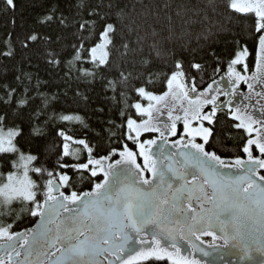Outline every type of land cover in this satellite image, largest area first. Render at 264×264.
I'll return each mask as SVG.
<instances>
[{
    "label": "snow or ice",
    "instance_id": "6c2138e0",
    "mask_svg": "<svg viewBox=\"0 0 264 264\" xmlns=\"http://www.w3.org/2000/svg\"><path fill=\"white\" fill-rule=\"evenodd\" d=\"M0 3L5 14L18 6L17 0ZM209 11L226 15L230 26L251 22L246 36L233 33L230 58H217L212 69L227 70L231 91H222L215 79L198 89L189 73L204 72L205 66L182 59L193 37L199 45L196 28ZM34 24L19 50L0 48L4 60L35 51L51 73L41 80L39 71L21 66L8 80L5 65L0 74V217L6 218L0 219V264H216L208 258L223 259L221 249L248 264H264V120L219 99L236 95L241 82L254 90L256 75L244 74L250 55L264 89V0H44ZM134 49L140 59L124 68ZM165 56L171 67L157 71L156 62ZM98 76L103 90L124 105L119 125L106 122L103 147L68 135L66 122L83 124L84 118L61 110L68 92L91 103L79 89L94 86ZM170 97L179 105L169 107ZM222 110L236 130H246L239 144L246 159L218 154L212 143ZM165 115L161 125L157 118ZM178 122L182 131L169 143V136L178 135ZM145 133L158 134L160 143L142 140ZM52 136L60 143H48ZM37 141L44 142V151ZM70 143L77 145L75 152ZM49 153L56 154L55 163ZM65 157H75V163ZM81 173L87 191L75 190L74 177ZM23 211L37 219L34 228L17 232Z\"/></svg>",
    "mask_w": 264,
    "mask_h": 264
},
{
    "label": "trees",
    "instance_id": "16d2710c",
    "mask_svg": "<svg viewBox=\"0 0 264 264\" xmlns=\"http://www.w3.org/2000/svg\"><path fill=\"white\" fill-rule=\"evenodd\" d=\"M195 2V0H194ZM218 3L222 4L223 0H218ZM17 9L15 13L5 14L2 8V3H0V48L5 52L11 49H20V39L23 35L28 32L32 27L35 26L34 21L36 17L43 13L44 11V0H17ZM14 18L15 25L10 23V20ZM236 22L234 21V24ZM244 27L230 26L226 19V15H217L211 11L208 12L207 19L203 21L201 25L196 28V33L201 34V40L199 45L196 43L195 38H192V44L190 48L184 52L182 59L185 61L186 65L189 62L200 63L205 66L204 72L199 74L195 72L189 73V75L196 76L197 87H206L208 83H211L212 79L225 74L227 70L223 73H213L212 69L216 67V59L219 58L222 61H227L232 53L234 45L232 43L234 36L233 33L238 34L237 38L247 35V25L251 22H243ZM224 29H230L225 31ZM41 31H51V29H41ZM9 34H12L9 36ZM203 36H207L208 39H203ZM244 42V41H241ZM147 43H151L148 39ZM35 49H42L44 45L37 44L34 46ZM249 51L251 52L252 43L248 42ZM147 51V49H145ZM211 52H215L216 56L211 55ZM31 56L32 59L29 62L27 57ZM140 59V53L138 50L134 49L129 52L128 57L125 58L124 68L128 67L127 61H138ZM249 64V69L253 70L255 65V59L253 56L247 58ZM120 63V60H117ZM157 71L166 72L172 65V59L170 56H165L164 58L158 60ZM7 65V76L8 80H12L14 74L17 73V69L22 66L25 72L35 73L39 71L41 80H48L51 73L45 72L44 64L41 59L36 58L35 51L25 52L23 56H17L16 59L4 60L0 57V74L4 73V66ZM84 67H90L89 65H84ZM113 69H109V72ZM107 75V73H104ZM111 78V77H109ZM47 91V89H46ZM56 91V89H52ZM81 92H85L91 97V103L84 104L77 100L72 99V93L68 92V100L64 101L61 105V110L63 114L69 115H80L84 118V123L81 124L79 121L73 120L72 122H66V132L68 135L74 136L76 139L87 138L93 144H100L102 147L106 146L108 143V130L110 124L107 121H115L117 125L121 123L117 119L118 109L124 105L118 103L119 97L112 98V93L103 90V85L100 77L96 79L94 86L85 89L81 87L79 89ZM104 109V113L100 114L94 109ZM79 110V111H77ZM223 110L219 113V123L214 128L215 140L212 142L218 154L226 155L231 157L241 153L239 144L245 135L244 130H236L234 128V121L229 115H225ZM85 125L87 127H85ZM55 126V125H53ZM112 132H116V128H111ZM41 145V151H44V142L37 141ZM48 143L59 144L60 141L52 136L49 138ZM115 143V140L113 141ZM77 147V146H76ZM58 151V150H57ZM48 159L53 163L56 161V154L49 153ZM64 159L73 161L72 158L65 157ZM75 183L81 184L82 179L75 177ZM20 216L24 219L21 225L29 223L32 217L28 216L26 211L20 212ZM0 219H6L5 217H0ZM21 225L19 227H21ZM18 228V227H17Z\"/></svg>",
    "mask_w": 264,
    "mask_h": 264
},
{
    "label": "flooded vegetation",
    "instance_id": "af4514ba",
    "mask_svg": "<svg viewBox=\"0 0 264 264\" xmlns=\"http://www.w3.org/2000/svg\"><path fill=\"white\" fill-rule=\"evenodd\" d=\"M223 79H224V81H225V83H226V86L227 87H225V89H227V90H230L232 87H231V83H229L228 82V80H227V82H228V84H227V82H226V76H225V74H223ZM217 82H220V80H221V76H219V77H217L216 79H215ZM243 87H247V85L244 83L243 84ZM198 89H199V87H197ZM245 93H246V91H245ZM239 94L237 97H235V99L234 100H236V99H241V96H244L243 98H242V100L241 101H243V99H245V101H243L244 103H248V102H250V100L252 101L253 99L252 98H250V97H246V95H247V93L246 94ZM223 97V99H221ZM227 96H223V95H221L219 98H220V100H223V101H225V102H227V98H226ZM262 97V96H261ZM250 98V99H249ZM263 98V97H262ZM229 100H231V99H229ZM251 103V102H250ZM253 105H255L254 104V100H253ZM233 109H234V107H232ZM252 109L251 110H253L252 112V114L255 116V119L257 120V121H261V120H264V111H262V113H260L259 112V110H257L256 109V107H254L253 108V106L251 107ZM223 111V110H222ZM220 113V112H219ZM219 113H218V115H219ZM257 127H258V125H256ZM177 127H178V135L176 136V137H173V136H169L168 137V141H169V143L171 142V141H173V140H176V139H178L179 138V134H180V132L182 131V122H178V125H177ZM244 133H245V135H247V133H246V130H244ZM141 139L143 140V139H157V143L159 144L160 143V141H159V138H158V134H147V133H145V134H143V136L141 137ZM124 142H127V141H124ZM197 142H199V141H197ZM70 146V145H69ZM131 146V145H130ZM152 148H153V151H155L156 150V145H153L152 146ZM164 150L165 151H167V145H165V148H164ZM237 155H243V158H247V154H242V153H239V154H237ZM80 159H83L84 158V154L83 153H81L80 154V157H79ZM116 158H119V157H116ZM72 159H73V161H72V163H75V157H72ZM140 159H142V158H140ZM224 171L227 173V174H233L236 170L235 169H224ZM69 175H73V173H69ZM80 175H84V178L82 179L83 180V182L80 184H76V189L75 190H77V191H79V190H84V191H87V190H89V188H90V185H89V183H88V178H87V175H85V174H83V173H81V174H79V175H77V176H75L76 178H80ZM75 177H74V179H75ZM36 219L37 218H32L31 219V221L29 222V223H27V224H25V225H21V227H16L14 230L15 231H17V232H20V231H22L24 228H28V229H32V228H34V226H35V222H36ZM205 239H209V238H205ZM221 252L222 253H224V255H223V259H221L220 258V256L219 255H214V256H212V257H209L208 259H210V260H215L216 261V264H248V261L247 260H241V258H240V255L239 254H233V252H230V251H228L227 249H221Z\"/></svg>",
    "mask_w": 264,
    "mask_h": 264
},
{
    "label": "rangeland",
    "instance_id": "374dc122",
    "mask_svg": "<svg viewBox=\"0 0 264 264\" xmlns=\"http://www.w3.org/2000/svg\"><path fill=\"white\" fill-rule=\"evenodd\" d=\"M248 66H249V64H248ZM244 74L247 77H249V78H251L253 75H256L257 82L253 84V89L254 90H250L248 87H243L244 82H241L239 84V86L236 88V93L237 94L234 95V96H227L228 98L227 97L226 98H227V101L229 99H231L232 107H234V109L232 108L233 111H235L236 108H239L241 110V113L240 114H244L245 112H247V114L249 116H252L255 119V116L252 114L253 113L252 112L253 110H251L252 109L251 107L252 106H253V108L256 107V109L259 110L260 113H262V111H264V96H262L263 97L262 98L261 96H258L257 95V93H260V92L264 91V89L261 88V85L259 83V70L255 68V65H254L253 70H250L249 69ZM225 76H226V82L228 80V82L231 83V87L232 88L230 90L225 89V87H227V86H226V83H225L224 79H221L220 82H218V83H219L220 88H221L222 91H231L233 89L232 77L228 74V72L225 73ZM228 82H227V84H228ZM245 91L247 93L246 97L252 98L254 100V104L255 105H253V100L252 101L250 100L251 103L248 102L247 104L243 102V101H245L246 98L243 99V101H241L244 96H241V99L234 100L235 97H237L241 93L244 94ZM221 99H223V97ZM257 101H259V102H257ZM179 103H180V101L174 100L171 97L168 99V106L169 107H172L174 104L175 105H179ZM185 106H187V105L185 104ZM161 107H163V105H161ZM174 114H182V113L177 112V113H174ZM157 122L160 123L161 125L164 124V123H167V116L165 115L163 117H158L157 118ZM258 127H259V125H258ZM69 149H70V151L75 152L76 146L70 145L69 146Z\"/></svg>",
    "mask_w": 264,
    "mask_h": 264
},
{
    "label": "water",
    "instance_id": "95a60500",
    "mask_svg": "<svg viewBox=\"0 0 264 264\" xmlns=\"http://www.w3.org/2000/svg\"><path fill=\"white\" fill-rule=\"evenodd\" d=\"M75 144V143H74Z\"/></svg>",
    "mask_w": 264,
    "mask_h": 264
}]
</instances>
